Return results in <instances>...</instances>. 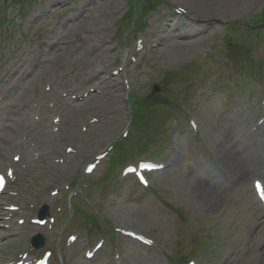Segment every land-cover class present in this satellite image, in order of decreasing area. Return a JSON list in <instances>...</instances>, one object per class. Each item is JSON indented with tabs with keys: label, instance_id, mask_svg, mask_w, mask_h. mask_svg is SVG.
I'll return each mask as SVG.
<instances>
[{
	"label": "rangeland",
	"instance_id": "1",
	"mask_svg": "<svg viewBox=\"0 0 264 264\" xmlns=\"http://www.w3.org/2000/svg\"><path fill=\"white\" fill-rule=\"evenodd\" d=\"M134 1L121 0L116 11L104 7L95 12L96 21H88L83 14L93 4L85 8L87 0H29L25 8L21 0H0V176L16 175V187L5 203L33 216L41 228L36 235L47 239L36 249L28 231L12 241L0 228L5 242L0 247V264H12L22 255H29V264H35L48 251L52 252L48 264H173L177 253L178 257L191 253L189 264H264V205L254 180L240 169L236 177L231 167L224 166L232 159L237 161L234 164L254 161L264 167V66L247 62L244 69V60H239L238 69L247 71L236 72L227 53H220L216 46H227L234 38L231 33L241 30L246 45L248 38L258 41L256 55L264 62V20L253 21L264 19L254 16L264 8V0L223 21L213 10L224 5L221 0H161L145 16L141 3L155 0H136V16L126 20ZM99 12L104 15L100 17ZM208 17L219 21L218 26L209 30L207 42L185 54L189 43L178 35L191 31L190 22ZM140 19L145 29L139 28ZM174 22L185 30L176 33L162 28ZM97 27L112 52H88L81 46L83 38L95 39ZM153 27L154 36L145 39ZM258 33H263L260 40ZM167 35L176 38L178 46L163 47ZM66 40L74 46L59 45ZM110 55L111 75L121 74L126 84L117 96L96 93L103 100L92 99L89 106L103 113L97 118L76 105L96 87L97 79L84 78V67ZM242 58L247 59L246 52ZM203 70L208 73L204 75ZM225 72L233 84L220 83ZM173 74L176 81H164ZM192 79L198 81L189 93ZM136 95L147 103L138 106L135 126L131 102ZM168 106L185 110L187 116H169L161 125L160 120L169 115ZM118 107L124 113L109 127L104 116ZM70 112H75L72 128L57 140L56 155L47 159L52 166L41 162L39 169L31 162L33 177L21 181L23 158L17 160L21 147L51 145L54 124L60 114ZM160 126L159 133L167 135L166 145L158 157L144 155V160L160 164L149 175L150 186L143 187L122 172L118 181L107 184L112 151L108 177L138 161L141 148L155 139ZM126 132L132 135L112 150L110 145ZM103 153L107 156L100 158ZM90 164L97 167L87 173ZM54 178L61 180L60 188L50 186L48 200L36 199L43 185ZM90 180L102 185L91 187ZM81 197H85L84 205ZM44 206L49 208L48 215L41 222L39 212ZM80 208L98 215L102 228L93 226L94 233L77 228ZM10 225L18 226L17 219ZM106 226L114 235L107 233ZM202 240L210 246L199 251L195 244ZM97 244L101 247L96 250ZM88 252L91 258H86Z\"/></svg>",
	"mask_w": 264,
	"mask_h": 264
},
{
	"label": "bare ground",
	"instance_id": "2",
	"mask_svg": "<svg viewBox=\"0 0 264 264\" xmlns=\"http://www.w3.org/2000/svg\"><path fill=\"white\" fill-rule=\"evenodd\" d=\"M121 0H87L85 3V8L87 5L93 4L91 8H89L87 11L84 12V15H86V20L88 21H96L97 19V13L96 11L101 10L104 7H108V9H113V11H116L118 4ZM223 2L222 7H213V10L220 15L219 19L220 21H223V19H227V17H230L232 15H237L240 13H245L249 9L253 8L257 4L256 1L260 0H221ZM112 6V7H111ZM111 7V8H110ZM205 12V11H204ZM103 12H99L98 15L102 17L104 14ZM172 13V11H171ZM211 11L209 9L208 14H210ZM213 13V12H212ZM99 17V18H100ZM173 17V16H172ZM213 18V17H212ZM37 17L34 18L36 20ZM222 23V22H221ZM191 25V31L187 33H182L179 35V38L181 41H185L189 44L185 46L184 53L189 54L195 47H199L203 45V42L208 41L207 35L211 33L209 31L211 28L214 29L218 26L219 21H213L208 17L207 19H203L199 22L195 21L189 23ZM181 25H178V23H172L170 24L169 28L175 29L174 31H179ZM154 27L152 28V31L147 34L145 37H151L154 35ZM209 31V32H208ZM208 32V34L206 33ZM198 35L194 38H190L192 36ZM207 37V38H206ZM170 42V44L168 43ZM177 39H165L163 43V47L165 48H174L177 45ZM197 43V44H196ZM63 46H74V42L72 40H66L64 43L59 44ZM58 45V46H59ZM81 46L87 50L88 52H97V51H106V52H112V47L109 46L106 43V39L101 35V27H97L95 29V39L93 41H90L88 38H83L81 42ZM108 55V54H107ZM111 55L109 57L100 56L95 63H88L84 67V78H87L89 80L97 79V82L93 85L96 87L92 89V91H88L87 94L83 97L81 103L77 104L76 107L80 108L82 111H92V114L94 113V116L97 118H100L103 113L97 110L96 107H90V102L92 99L99 98L103 100L102 96H98L96 93H101L105 95H114L117 96L118 92L121 94V91L126 84L122 80V75L119 74L117 78L113 77L111 75L114 68H112L111 64L109 63L111 61ZM117 58V57H116ZM129 84V83H128ZM79 100V99H78ZM76 112V110H75ZM75 112L72 114L70 112L68 115L63 116V114H60L61 119L56 121L57 123L54 124V129L51 130V138L52 143L48 147H38L34 148L33 146L30 147L29 145H23L21 147V153L23 154V169L21 173V181L27 182L30 177H33L34 171H30V165L31 162H34L36 167L39 169H42L41 162H43L45 165L52 166V162L49 160L47 162V159H49L52 155L55 154V147H58L57 140L60 139L65 133L69 132L72 128V124L75 119ZM121 113H124V110L121 109V107L108 109L106 116H104V119L108 122L110 125L109 127H112L118 123V118ZM105 115V114H104ZM56 130L55 133L54 131ZM30 131V129H29ZM30 159L28 165L27 161ZM232 159H229L224 166L228 169L231 167L233 169V175L237 177V170L240 169L241 172H246L248 176H251L254 180L261 183L262 186H264V167H260V165H256V162L251 161L249 163H245L244 165L240 164H234L237 163L235 160L234 163L231 162ZM233 165H232V164ZM45 167V166H44ZM29 171V172H25ZM243 174L241 173V176ZM27 176V177H26ZM25 177V178H23ZM50 186H53V189L58 190V188L61 186V182L58 180V178H54L48 184L43 185V188L41 189V194L37 195L38 200H48L50 197ZM16 187V183L14 179H10L7 177V179H3V182L0 184V228L11 232V236L8 240H14L17 237H19L22 233V231H28L29 233H35L40 230V227L36 224L35 219L33 216H30L28 214L22 213L19 211V208H12L10 206H7L8 204L5 203V201H8L9 195L12 191H14ZM37 200V201H38ZM16 218L18 226H12L10 225V221L12 219ZM9 236V234H5L4 237ZM3 236H0L2 238ZM5 242H2L0 240V246L4 245ZM28 261L27 258L21 257L17 261L13 262V264H26Z\"/></svg>",
	"mask_w": 264,
	"mask_h": 264
},
{
	"label": "snow or ice",
	"instance_id": "3",
	"mask_svg": "<svg viewBox=\"0 0 264 264\" xmlns=\"http://www.w3.org/2000/svg\"><path fill=\"white\" fill-rule=\"evenodd\" d=\"M89 171H91V168H89ZM3 182V178L2 177H0V183H2ZM260 185H259V182H257V187H259ZM73 239H75V237H73ZM141 239H143V237H141ZM150 243V242H149Z\"/></svg>",
	"mask_w": 264,
	"mask_h": 264
}]
</instances>
